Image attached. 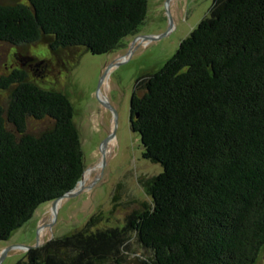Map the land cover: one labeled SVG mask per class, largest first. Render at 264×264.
Listing matches in <instances>:
<instances>
[{
  "label": "trees",
  "instance_id": "trees-1",
  "mask_svg": "<svg viewBox=\"0 0 264 264\" xmlns=\"http://www.w3.org/2000/svg\"><path fill=\"white\" fill-rule=\"evenodd\" d=\"M147 7L148 0L0 3V42L48 39L54 49L106 54L138 32ZM12 86L0 107V241L73 190L86 168L67 96L21 76L0 79V91ZM129 112L142 157L163 169L142 183L150 203L125 228L152 264H255L264 247V0H214L163 67L137 81ZM29 122L41 127L31 131ZM92 222L30 248L28 261L16 264L103 262L118 236L88 235Z\"/></svg>",
  "mask_w": 264,
  "mask_h": 264
},
{
  "label": "rangeland",
  "instance_id": "rangeland-1",
  "mask_svg": "<svg viewBox=\"0 0 264 264\" xmlns=\"http://www.w3.org/2000/svg\"><path fill=\"white\" fill-rule=\"evenodd\" d=\"M12 2L0 0L1 4ZM213 2L148 0L146 18L138 32L106 54L96 55L82 48L55 50L48 39L18 45L0 42V79L21 76L25 82L67 96L74 109L73 121L80 133L86 167L73 195L54 207L52 202L41 204L23 226L0 241V264L27 262L29 249L24 247L38 248L50 240L76 234L91 220L88 235L115 232L118 236L112 249L106 251L108 257L97 264H152L151 252L125 228L128 219L150 203L142 183L163 169L142 157L139 134L130 128V99L137 81L160 70L180 42L210 16ZM39 52L52 58L50 65L28 58ZM14 86L0 91L1 108L6 109ZM39 127L34 122L28 124L31 131ZM255 264H264V247Z\"/></svg>",
  "mask_w": 264,
  "mask_h": 264
},
{
  "label": "flooded vegetation",
  "instance_id": "flooded-vegetation-1",
  "mask_svg": "<svg viewBox=\"0 0 264 264\" xmlns=\"http://www.w3.org/2000/svg\"><path fill=\"white\" fill-rule=\"evenodd\" d=\"M56 50V49H55ZM49 52V50H48ZM14 59H16L15 56H13ZM29 59H33L35 61H37L38 63H44L45 65H50L51 62L53 61L52 58L49 57V55H47L46 53H33L30 57H28Z\"/></svg>",
  "mask_w": 264,
  "mask_h": 264
},
{
  "label": "water",
  "instance_id": "water-1",
  "mask_svg": "<svg viewBox=\"0 0 264 264\" xmlns=\"http://www.w3.org/2000/svg\"><path fill=\"white\" fill-rule=\"evenodd\" d=\"M129 121H130V124H131L130 115H129ZM116 122H117V119H116V114H115V124H116ZM130 128H131V126H130ZM113 135H114V132H113L111 135H109V136L103 141L102 146H103L104 144H106V143H107V142L113 137ZM80 181H81V180H80ZM80 181H79V182H80ZM79 182H78V183H79ZM73 190H74V189H73ZM73 190L67 192V193L64 194L62 197H60V198H58V199L52 201V203H53V207H54L55 204H56L58 201H60L62 198L73 195V193H74ZM20 247H21V246H20ZM22 247H23V246H22ZM24 248H27V250L30 249V247H24Z\"/></svg>",
  "mask_w": 264,
  "mask_h": 264
}]
</instances>
